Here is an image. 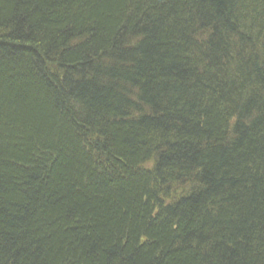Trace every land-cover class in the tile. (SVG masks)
I'll return each mask as SVG.
<instances>
[{
	"label": "trees",
	"instance_id": "trees-1",
	"mask_svg": "<svg viewBox=\"0 0 264 264\" xmlns=\"http://www.w3.org/2000/svg\"><path fill=\"white\" fill-rule=\"evenodd\" d=\"M0 264H264V0H0Z\"/></svg>",
	"mask_w": 264,
	"mask_h": 264
}]
</instances>
